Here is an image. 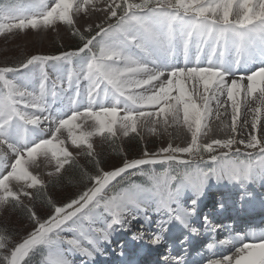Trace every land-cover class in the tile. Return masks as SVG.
I'll list each match as a JSON object with an SVG mask.
<instances>
[{"label":"snow or ice","instance_id":"snow-or-ice-1","mask_svg":"<svg viewBox=\"0 0 264 264\" xmlns=\"http://www.w3.org/2000/svg\"><path fill=\"white\" fill-rule=\"evenodd\" d=\"M98 3L103 0L0 2V34L62 23L81 42L74 50L0 66V208H24L35 225L19 242L0 229V264H73L69 257L76 255L95 264L117 230L131 227L141 215L150 223V212L166 216L149 238L159 246L173 223L197 232L192 217L210 181H264V0H107L102 8ZM89 10L107 12L109 22L81 31L76 17ZM65 85L71 95H65ZM62 97L67 105L54 109ZM213 101L216 119L231 102L233 135L201 143L210 131ZM252 101L255 107L249 106ZM242 106L252 116L241 125ZM161 118L165 126L170 118L172 124L182 122L190 143L145 151L143 158L125 159L109 171L94 159L96 173L83 170L90 186L62 205L32 171L45 162L54 165L47 175L60 176L74 163L68 141L95 157L92 137H115L118 124L124 136L138 135L141 121ZM81 120L93 122L90 130ZM241 129L246 138L238 139ZM185 154L192 159L181 158ZM158 164L168 167L160 172L144 167ZM137 176L145 182H137ZM188 192L191 206L185 207L181 200ZM24 198L45 199L51 213L41 219ZM144 235L140 231L133 238ZM217 245L232 251L206 264H264V233L230 235L207 248Z\"/></svg>","mask_w":264,"mask_h":264},{"label":"rangeland","instance_id":"rangeland-1","mask_svg":"<svg viewBox=\"0 0 264 264\" xmlns=\"http://www.w3.org/2000/svg\"><path fill=\"white\" fill-rule=\"evenodd\" d=\"M104 3H107V0H103V3H98L97 7L98 8H102L104 6ZM107 16H108L107 12L89 10L88 13H81V14H79L76 17V27H78L81 31H84L85 28L88 25H92L93 29H94L96 24L106 23L108 21L107 20ZM233 18H235V17H233ZM67 27L68 26H66V25H64L62 23H58L53 28H47V29L40 28V29H37V30L26 29V30L20 31L19 39H16L15 41L3 42V43H0V44L4 45L2 48L7 50V51L10 50V49L11 50L15 49V52H18L19 50L20 51L23 50L26 53V56L28 58L31 57L32 55H35V54L36 55H41V54L50 55V54H53L52 53V49H53L52 47H53V45L56 42L55 39H57L59 41H62L65 44V41H67L69 38H71V36H73V34H71V32H72L71 30L72 29H70V28L68 29ZM16 31H13V32H16ZM1 35L2 34H0V37H1ZM66 51H69V50H66ZM7 63H8V60H0V64H7ZM47 70H48L49 75H50V73L51 74H55L52 71L51 68H48ZM174 95H175V93H174ZM201 102H203V101H201ZM211 107L214 108L215 106L212 105V103H211ZM181 116H182V114H181ZM222 117L223 116H221V118ZM229 117H230V115H227V117L224 118V119L219 118V121L221 120L220 122H218L216 120L210 122L211 120L209 119L208 120V124H209L210 131H207L206 135H202L201 136L200 142L201 143H209V142H211V140L214 139L213 136L214 135H219L220 131H223V132L226 131L225 133L228 132V134L230 133L231 136H232L233 133H232L231 127H230L231 123L229 122V119H228ZM78 123H81L85 130H90L89 129L90 128V123H85L83 120H81V122L78 121ZM225 123H227L229 126H224L225 127L224 130H220L219 131V129H222L221 127L215 128L217 126H222L221 124H225ZM153 126L154 127L156 126L158 128L161 127L163 132H160L159 130L157 131V129H156L155 133L152 130L151 131L150 130H146L147 132L145 131V133L150 135L151 137H153V139H151V143L155 144V146L157 147L156 151H158V152H159V150L161 148L167 147L169 143H171L174 147H176V146L184 147V146H187L188 143H190L191 134H190V132L188 130H185L184 126H180V127L178 126L174 130H172V129L167 130V127H165L162 124V120H160V122L155 123L154 125H152V127ZM137 130H139V127H138ZM167 131H170V132L167 133ZM149 132L150 133L152 132V133L149 134ZM130 134L131 135L128 138H124L123 136H120L119 134H116L115 137H112L109 134H106L103 137H100L99 135H97L96 137H92V138H95V140H97L98 137H100L98 139V141H99V143H101V145L98 146V147L106 146L105 144H107V143H109V144L112 143L113 144L114 140L119 143V142H123L125 140L126 141L129 140V139L131 140L135 136L140 138L139 134L138 135L135 134V133H130ZM60 135H61L62 138H64V137H66V132H64L62 130ZM157 135H159V140L156 139ZM140 140H141V138H140ZM145 142L146 141H144V142L142 141L141 143L145 144ZM159 144L161 145V147L159 146ZM67 146L69 147V151H71L73 153L74 159L77 162L81 161L82 160L81 157L83 158L82 154H84V152H85V147L81 146L80 148H77L75 146H72L70 141H68V145ZM78 150H80V151H78ZM152 150H154V149H152ZM152 150L147 149V152L149 153V151H152ZM221 151H223V150H221ZM143 152H145V151L143 150L142 153ZM142 155H144V153ZM185 155H183V156H185ZM196 161H198V160H196ZM44 163L45 162H41L40 166L38 168H33L32 171L34 173L40 174L41 177L46 182L57 179L59 176H55V175L49 176V175H47V173L49 171L47 169H45ZM67 166H69V165H66L65 169L63 170V172H66L70 168V167H67ZM202 166H204V165H202ZM43 167H44V169H43ZM167 167H168L167 165H164V166H161V167H154V168L156 169V171L160 172V171H163V169L167 168ZM174 167H176V166L174 165ZM53 168H54V165H52L50 171H53ZM148 168H151V167H147L145 169L147 170ZM34 170H37V172L34 171ZM45 170H47V171H45ZM63 172H62L61 175L64 174ZM44 174H46V175H44ZM137 177H139V176H137ZM143 182H145L144 178H143ZM213 182H214V180L210 181L209 185L211 183H213ZM209 185H208V187L210 188ZM16 187H18V186H16ZM209 188H207L208 191H211V189H209ZM32 203H33V201H28L26 198H24V204L25 205L32 204ZM22 210H25V209L22 208ZM10 212H11V206L0 208V217H2V219H4V218L11 219L7 223H11V224H16L17 223V224H19L18 233H15V234H13L12 232L10 233V235L13 237V241L17 242L22 237L23 234L25 235V234L28 233V231L32 228L33 223L30 220H20V218L18 216L19 213H17V212H14L12 215H9ZM9 246H11V245H9Z\"/></svg>","mask_w":264,"mask_h":264},{"label":"trees","instance_id":"trees-1","mask_svg":"<svg viewBox=\"0 0 264 264\" xmlns=\"http://www.w3.org/2000/svg\"><path fill=\"white\" fill-rule=\"evenodd\" d=\"M67 28L69 29V27ZM19 33V31L12 32L10 34V38H8L9 40L2 39L0 43L7 41H15L16 39H19ZM55 40L56 42L52 47V53L76 49L81 43L79 38L74 35L71 36V38H69L67 41H65V44L62 41H59L57 39ZM0 45V60H8L7 64H0V66H14L20 61L28 58L23 50L15 52V49H10L7 51L2 48L4 45ZM140 138L135 136L131 140H125L119 143L114 140L113 144L107 143L105 144L106 146L101 147H98L101 145V143H99L94 151L95 157H90L84 152V154H82L83 158L81 157V161L77 162L74 159V163L72 165L67 166L70 168L66 172H63V175H60L57 179L51 180L47 183V195L50 196L52 200L55 201L57 204L62 205L78 196L81 191H83L86 187L90 186L87 179L83 175V170H86L90 174H95L96 166L94 163V159H98L100 161V167L103 168V170L109 171L114 169L115 167L122 166L125 159L131 160L140 156L142 151L146 148L149 150H155L157 148L153 143L146 145L144 143H141L142 139L140 140ZM32 205L34 206L35 211L41 219L46 218L51 213V208L48 206L46 200L43 198L34 200ZM14 212L19 213L18 216L20 220H30L27 216V212L25 210H22L21 207L11 206V212L9 213V215H12ZM9 220L11 219H2V217H0V229H5L7 234L9 235L11 232L13 234L18 233L19 224L7 223ZM34 226L35 225L33 224L32 228L28 231V233L34 228ZM27 234H23L22 237L26 236ZM21 238L19 240H21Z\"/></svg>","mask_w":264,"mask_h":264},{"label":"bare ground","instance_id":"bare-ground-1","mask_svg":"<svg viewBox=\"0 0 264 264\" xmlns=\"http://www.w3.org/2000/svg\"><path fill=\"white\" fill-rule=\"evenodd\" d=\"M49 77L52 80L56 79V75L55 74H51L50 73ZM83 87H84V82L81 83V89H83ZM65 89H66V93H68V95H71V91L67 90V86L66 85H65ZM222 99H226V98H222ZM201 101L202 100H198V103H202ZM211 103L215 107L212 108L213 109V115L209 118L211 120L210 122L215 121V120L220 122L221 120L219 121V119H216V116H215V108H216L215 102L213 101ZM230 103L231 102L229 101L227 110H225L224 108L222 110L220 109V113H221L220 118H221V116H223L221 119H224V118L227 117V115H230V117L228 119H229V122L231 123V107H230ZM66 105H67V103L64 105V107ZM249 106L250 107H255V102L254 101L250 102ZM55 109H60V107H55ZM121 115H123V113H121ZM251 116H252V113L248 110V108L242 106L241 117H240L239 123L242 125L243 121H245V120H248L250 122L251 121ZM161 120H162V118H161ZM181 120H182V116H181ZM89 121H91V120H89ZM262 123H264V120H262ZM154 124L155 123H150L147 126V128L145 129V131L146 130H150L151 131L153 128L158 129V127H156V126L152 127V125H154ZM162 124H163V122H162ZM221 125L222 126H217L215 128L221 127L222 129H219V131H220V130H224V128H225L224 126H229L227 123L221 124ZM45 126H47V125H45ZM178 126L180 127V126H184V125L182 124V122L180 124H172L171 123V118H170V126H165V127H167V130H169V129L174 130ZM138 127L140 129V124H139ZM184 127H185V130H187V127L186 126H184ZM116 129H120L119 124L117 125ZM247 131L248 132L253 131L251 129L250 123H249V127H248ZM169 132L170 131H167V133H169ZM225 132L220 131L219 132L220 134L219 135H214L213 138L214 139H226V138L231 136L230 133L228 134V132L227 133H225ZM243 132H244V130L241 129L240 130V135L237 136L236 138H238V139L239 138H246V136H244ZM151 133L149 132V134H151ZM141 158H143V157H141ZM195 162H198V161H195ZM44 166H45V169H47L50 172L52 165H47L46 163H44ZM43 169H44V167H43ZM47 170H45V171H47ZM34 171L37 172V170H34ZM261 182H262L263 187H264V181H261ZM209 186L212 188V183ZM230 191H232V190H230ZM206 194H208V196H207L206 204L204 205L205 207H203L202 209H199L197 211L196 215L192 217L191 224H192V227H197L198 226L199 227L198 231H201L203 239L208 240L210 238V233H209V230L205 226V221L200 219L201 215L207 212L210 215V217L213 219V221H217L218 220V212L217 211L220 209L221 205H223V207H221L223 210L227 209L226 206H225V203L222 204L221 200H223V198L224 199H229L231 197H237L236 194H239V192L238 191H234V192H227L226 194H219L218 195L213 190V191H210V192L208 191V193H206ZM191 198H192V194L190 192L186 193L184 195V197L182 198V200H181V203L183 204V206L190 207L191 206L190 205ZM259 198H262V199L264 198L263 193L261 194V196ZM254 201H258V198L256 197L254 199ZM230 202L238 203V202H245V201L244 200H240L238 198H235L234 201H230ZM149 215L151 216V218L155 219V223H153V226H151V222L150 223H145L143 221V222L139 223V225H140L139 226L140 227L139 231H143L145 233L144 238H143V242H145V240L149 241V238L151 236H153V234L159 232V226H158V222H156V219H162V218L166 219V217L162 216L161 213L160 214H154V213L150 212ZM140 219H143V216H140ZM177 226H179L178 223H173L172 225H169V231L172 228H175ZM117 231H119V230H117ZM169 231L167 233L163 234L162 243L165 244L164 246H169L171 244V239L168 236ZM121 237H124V236H121ZM117 243H119V244H117ZM112 244H114V247H117V248H115V250H116L115 252H113V250H112L113 246L112 247H106L105 244H103V246H102L103 248H105L104 254L109 256L107 264H119L121 259H124L127 262H132L135 258H137L140 255V253L138 252V248H137L138 246L137 245H136V249L134 251L133 250H129V249L126 248V245H129L128 238L126 236L123 239H121V240L112 241ZM161 250H163V249H161ZM230 251H232V249H231V247L228 246V247H225L223 251H219L215 256L219 257L221 255L228 254ZM154 252H157V251H154ZM121 253H123V255H121ZM69 258L71 260H73V264H87L88 263L86 258L81 257L79 255H76L74 257H69ZM209 258H213V257L210 256ZM209 258H206L203 264H206V261ZM159 264H161V263H159Z\"/></svg>","mask_w":264,"mask_h":264}]
</instances>
